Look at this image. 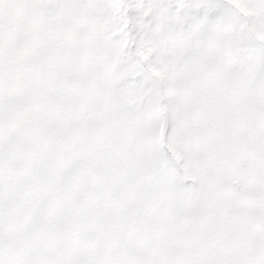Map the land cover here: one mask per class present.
I'll use <instances>...</instances> for the list:
<instances>
[{"label":"snow or ice","instance_id":"1","mask_svg":"<svg viewBox=\"0 0 264 264\" xmlns=\"http://www.w3.org/2000/svg\"><path fill=\"white\" fill-rule=\"evenodd\" d=\"M0 264H264V0H0Z\"/></svg>","mask_w":264,"mask_h":264}]
</instances>
